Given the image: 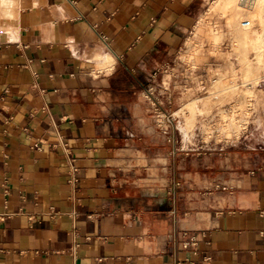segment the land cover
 Wrapping results in <instances>:
<instances>
[{
	"label": "crops",
	"instance_id": "obj_1",
	"mask_svg": "<svg viewBox=\"0 0 264 264\" xmlns=\"http://www.w3.org/2000/svg\"><path fill=\"white\" fill-rule=\"evenodd\" d=\"M204 2L0 0V264H264V141L202 147L155 81Z\"/></svg>",
	"mask_w": 264,
	"mask_h": 264
},
{
	"label": "rangeland",
	"instance_id": "obj_2",
	"mask_svg": "<svg viewBox=\"0 0 264 264\" xmlns=\"http://www.w3.org/2000/svg\"><path fill=\"white\" fill-rule=\"evenodd\" d=\"M215 1L205 0L184 45L155 81L180 103L168 107L178 117L174 123L186 135L199 132L202 147H225L251 130L258 134L251 144H257L264 141V47L257 46L264 22L255 17L247 37L241 21L252 13L225 11L213 7Z\"/></svg>",
	"mask_w": 264,
	"mask_h": 264
},
{
	"label": "bare ground",
	"instance_id": "obj_3",
	"mask_svg": "<svg viewBox=\"0 0 264 264\" xmlns=\"http://www.w3.org/2000/svg\"><path fill=\"white\" fill-rule=\"evenodd\" d=\"M213 7L224 9L225 11H228L230 8H235V12L247 10L252 13L249 19L241 21V24H243L244 21H250V26L244 28V33L247 34V37L249 36V30L252 29V20H254L255 17H259L261 22H264V0H216ZM257 40L258 48H263L264 32L258 36ZM261 51L263 50H260V52Z\"/></svg>",
	"mask_w": 264,
	"mask_h": 264
},
{
	"label": "built area",
	"instance_id": "obj_4",
	"mask_svg": "<svg viewBox=\"0 0 264 264\" xmlns=\"http://www.w3.org/2000/svg\"><path fill=\"white\" fill-rule=\"evenodd\" d=\"M243 27H248L250 26V21H244L243 22ZM149 93L152 95L155 93V90H153V88H149ZM155 104L156 106L158 107H161V103L159 101V99H155ZM173 106V98H172V95H169L167 97V107H172ZM167 120H168V123L169 125H171L173 122H174V112H170L167 114ZM77 234V233H76ZM196 244V239L195 237H190L185 243H184V247L188 248V247H192ZM78 246V244L75 245L74 248H76Z\"/></svg>",
	"mask_w": 264,
	"mask_h": 264
}]
</instances>
